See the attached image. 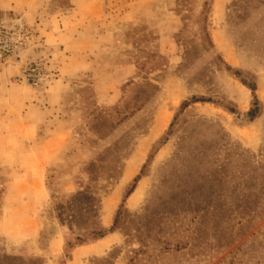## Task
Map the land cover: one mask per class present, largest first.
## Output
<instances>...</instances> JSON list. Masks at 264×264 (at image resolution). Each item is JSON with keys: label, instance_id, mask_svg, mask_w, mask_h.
Listing matches in <instances>:
<instances>
[{"label": "rangeland", "instance_id": "rangeland-1", "mask_svg": "<svg viewBox=\"0 0 264 264\" xmlns=\"http://www.w3.org/2000/svg\"><path fill=\"white\" fill-rule=\"evenodd\" d=\"M62 1L48 0L49 14L69 15L63 32L57 28L48 39L27 17L0 11V26L21 19L32 32L18 55L0 57V258L92 264L118 247L114 264H129L140 245L126 243L120 230L76 246L66 258L70 228L57 217L56 202L81 190L91 161L102 159L107 171L121 165L116 181L100 180L108 186L101 191V221L110 228L136 177L124 206L132 213L202 151L208 154L205 167L228 158L237 179L246 162L262 161L264 0H76L78 9H101L87 23L86 10L68 14L72 0L68 8L59 6ZM31 63L45 69L37 85L24 75ZM227 65L257 83L260 112L252 121L246 113L252 91ZM147 83L160 90L134 111L138 88L152 94ZM193 97L210 101L192 102ZM145 149L141 164L128 168L132 156ZM112 200L109 219L105 212ZM182 218L176 220L177 231L171 228L164 236L172 245L188 243L187 248L161 252L162 243L151 244L133 264H264L261 246L250 254L244 246L236 259L231 248L215 246L192 255L194 225L190 217ZM256 229L258 244L264 241V219L255 222Z\"/></svg>", "mask_w": 264, "mask_h": 264}, {"label": "trees", "instance_id": "trees-1", "mask_svg": "<svg viewBox=\"0 0 264 264\" xmlns=\"http://www.w3.org/2000/svg\"><path fill=\"white\" fill-rule=\"evenodd\" d=\"M60 7L68 8L71 0L62 1ZM208 13V9L205 11ZM205 19L208 20L207 15ZM207 39L210 41V36ZM227 69L240 78V81L251 91L254 98L251 109L246 112L249 120H254L260 112V102L257 96V83L245 78L227 65ZM152 94L148 95L144 87L138 88L134 96V111L143 109L149 99L153 98L160 89L158 85L147 83ZM210 101V99L193 97L192 102ZM188 102L184 103V106ZM234 111L233 109H230ZM122 120L118 121V125ZM262 161L244 164L241 176L237 179L236 171L230 169L231 161L226 158L222 164L210 167L205 161L207 152L192 156L188 165L181 167L170 179H165L160 191L142 208L141 211L130 212L126 209L125 201L137 186L138 178L125 193L123 202L117 210L113 225L105 227L101 221L102 192L108 190L107 185H101L103 178L108 183L116 181L120 175L121 165L114 169H107L100 163L102 159L94 160L84 167L88 176L81 190L73 193L68 201H57L55 211L63 225L70 230L66 234L65 257H71V251L79 245L88 244L104 238L109 233L120 230L125 236L126 243L137 241L139 248L134 249L130 263L138 261L140 254L148 253L151 244H161V252L182 250L188 243L172 245L164 233L174 228L177 231L176 220L190 217L193 223L192 243L189 251L198 255L212 246L218 249L231 250L233 259L237 251L244 246L247 253L256 251L257 247L264 248V241L256 243L258 229H254L255 222L264 219V152ZM107 172V173H106ZM107 174V175H106ZM178 180V181H177ZM253 230V231H252ZM176 233V232H175ZM173 235V233H172ZM251 239V243L248 241ZM238 242V245H234ZM117 249L106 257L94 258L92 264H114ZM242 263V261H240ZM233 264L234 262L231 261ZM0 264H44L42 258L4 255ZM243 264V263H242Z\"/></svg>", "mask_w": 264, "mask_h": 264}, {"label": "crops", "instance_id": "crops-1", "mask_svg": "<svg viewBox=\"0 0 264 264\" xmlns=\"http://www.w3.org/2000/svg\"><path fill=\"white\" fill-rule=\"evenodd\" d=\"M80 1H92V0H80ZM76 0H72V11H68V14L76 11H84L86 14L85 23L89 22L94 13L99 14L101 9L99 5L91 7L90 9H82L75 7ZM48 0H0V11H14L19 13L23 18L28 19L32 24H36L38 28L42 30V34L48 39L49 36H55L57 34V28L63 32L62 24L69 18V15L62 14H49ZM88 10V11H87ZM29 12V13H28ZM93 20H96L95 18Z\"/></svg>", "mask_w": 264, "mask_h": 264}, {"label": "built area", "instance_id": "built-area-1", "mask_svg": "<svg viewBox=\"0 0 264 264\" xmlns=\"http://www.w3.org/2000/svg\"><path fill=\"white\" fill-rule=\"evenodd\" d=\"M31 33V30L23 24L21 19L16 25L0 26V57L7 60L18 55L30 40ZM24 75L29 83L37 85L46 76V73L41 64L31 63L27 65Z\"/></svg>", "mask_w": 264, "mask_h": 264}, {"label": "bare ground", "instance_id": "bare-ground-1", "mask_svg": "<svg viewBox=\"0 0 264 264\" xmlns=\"http://www.w3.org/2000/svg\"><path fill=\"white\" fill-rule=\"evenodd\" d=\"M147 149V148H146ZM145 149V151L143 152V154H142V156L140 155V156H136V154H134L133 156H132V158L130 159V161H129V167L128 168H132V166H134L135 165V167H138L140 164H141V162H142V160H143V158H144V156H145V154H146V150ZM138 155V154H137ZM137 158L139 159L138 160V162H137ZM134 167V168H135ZM134 173V172H133ZM128 174H130V170H129V173ZM132 174V173H131ZM133 175V174H132ZM125 179L123 180V182L126 180V179H128V175H126L125 174ZM122 182V183H123ZM140 185V184H139ZM138 188V187H137ZM137 192V191H136ZM134 196V195H133ZM132 196V197H133ZM114 203H115V201L114 200H112L111 202H110V205H108V207H107V210H106V214H105V216L107 217V218H111L112 217V209H113V205H114ZM108 204V203H107ZM107 206V205H106ZM115 206V205H114Z\"/></svg>", "mask_w": 264, "mask_h": 264}]
</instances>
